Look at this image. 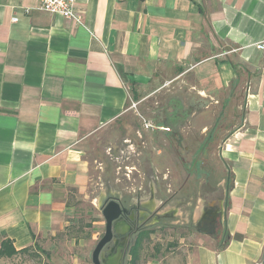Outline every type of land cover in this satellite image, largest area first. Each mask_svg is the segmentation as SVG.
Masks as SVG:
<instances>
[{
	"label": "crops",
	"instance_id": "1",
	"mask_svg": "<svg viewBox=\"0 0 264 264\" xmlns=\"http://www.w3.org/2000/svg\"><path fill=\"white\" fill-rule=\"evenodd\" d=\"M38 3L0 0V245L19 250L54 235L69 198H88L86 146L125 115L130 86L192 77L203 99L231 102L243 89L211 166L199 161L206 141L188 172L179 161L176 186L171 168L148 161L139 185L102 193L99 207L115 198L130 217L165 211L175 222L184 212L189 225L200 222L184 264L258 263L264 52L254 45L264 40V0H77L80 24Z\"/></svg>",
	"mask_w": 264,
	"mask_h": 264
},
{
	"label": "rangeland",
	"instance_id": "2",
	"mask_svg": "<svg viewBox=\"0 0 264 264\" xmlns=\"http://www.w3.org/2000/svg\"><path fill=\"white\" fill-rule=\"evenodd\" d=\"M192 83V77L172 81L166 76L142 87L129 85L125 115L86 146L90 167L88 198L80 193L72 195L68 201L71 209L60 231L35 241L24 253L1 258L0 264H92L91 252L104 233L105 222L99 207L102 193L117 195L120 187L139 185L148 161L171 168L174 184L178 185L184 177L179 161L184 160L188 172L203 141L207 146L199 161L210 165L218 145L238 122L243 89L238 86L231 102L224 100L226 94H220L217 100L203 99L191 88ZM203 124L207 126L205 132L201 131ZM135 166L140 172L129 169ZM148 220L152 226L157 219ZM147 232L139 264H184L187 248L196 242V235L183 229L155 227ZM128 260L129 255L125 264H129Z\"/></svg>",
	"mask_w": 264,
	"mask_h": 264
},
{
	"label": "flooded vegetation",
	"instance_id": "3",
	"mask_svg": "<svg viewBox=\"0 0 264 264\" xmlns=\"http://www.w3.org/2000/svg\"><path fill=\"white\" fill-rule=\"evenodd\" d=\"M127 211L128 212L123 214L121 218V225H119L116 232H114V239L109 244H107L102 251L103 259H105L106 261L109 259V257H113L120 251L122 254V259L119 264H125L126 257L127 255H129V248L135 238L138 235L145 233L152 228L170 227L171 229H183L191 234H196L200 232L202 227V224L200 222H197L193 225H189L187 221L188 215L184 212H182L180 215H177L179 216V218H176L175 222H173V216H171V214H159L158 212H155L152 215V218L157 219L154 222L156 224L149 226L148 219L142 220L137 217L134 213V217H130L132 211L130 209H127Z\"/></svg>",
	"mask_w": 264,
	"mask_h": 264
},
{
	"label": "water",
	"instance_id": "4",
	"mask_svg": "<svg viewBox=\"0 0 264 264\" xmlns=\"http://www.w3.org/2000/svg\"><path fill=\"white\" fill-rule=\"evenodd\" d=\"M101 215L104 219V233L98 239L91 252L92 264H119L122 259V254L119 251L113 257H109L106 261L103 259L102 251L104 247L114 239V232H116L119 225H121V218L123 214L127 213V209L115 198H109L101 206ZM255 264H264V243L260 260Z\"/></svg>",
	"mask_w": 264,
	"mask_h": 264
},
{
	"label": "built area",
	"instance_id": "5",
	"mask_svg": "<svg viewBox=\"0 0 264 264\" xmlns=\"http://www.w3.org/2000/svg\"><path fill=\"white\" fill-rule=\"evenodd\" d=\"M76 2L77 0H39L38 8L80 24L82 22V15L76 6ZM12 20H15V18ZM254 46L264 52V40L255 43Z\"/></svg>",
	"mask_w": 264,
	"mask_h": 264
},
{
	"label": "trees",
	"instance_id": "6",
	"mask_svg": "<svg viewBox=\"0 0 264 264\" xmlns=\"http://www.w3.org/2000/svg\"><path fill=\"white\" fill-rule=\"evenodd\" d=\"M166 126H168V125H166ZM146 237H148V232H145V233L138 235L135 238V240L133 241V243L131 244V246L129 248V260H128L129 264H139V260H140L139 252H140V249L142 246V242H143L144 238H146ZM29 247L30 246L17 250L14 248L11 240L5 239L1 242V245H0V259L1 258H10L12 256L19 254V253H24V252L29 250Z\"/></svg>",
	"mask_w": 264,
	"mask_h": 264
}]
</instances>
